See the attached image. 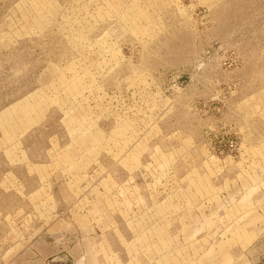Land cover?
<instances>
[{"label": "rangeland", "instance_id": "rangeland-1", "mask_svg": "<svg viewBox=\"0 0 264 264\" xmlns=\"http://www.w3.org/2000/svg\"><path fill=\"white\" fill-rule=\"evenodd\" d=\"M0 264H264V0H0Z\"/></svg>", "mask_w": 264, "mask_h": 264}, {"label": "built area", "instance_id": "built-area-1", "mask_svg": "<svg viewBox=\"0 0 264 264\" xmlns=\"http://www.w3.org/2000/svg\"><path fill=\"white\" fill-rule=\"evenodd\" d=\"M217 150L219 151V155H222L224 152H235L238 148L237 142L235 140H226L224 142H220Z\"/></svg>", "mask_w": 264, "mask_h": 264}]
</instances>
